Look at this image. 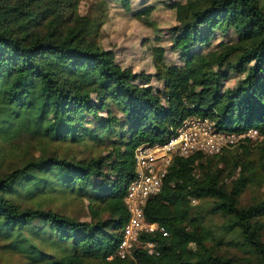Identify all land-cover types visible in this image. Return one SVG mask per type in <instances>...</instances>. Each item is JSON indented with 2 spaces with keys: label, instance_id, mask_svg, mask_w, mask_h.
<instances>
[{
  "label": "trees",
  "instance_id": "1",
  "mask_svg": "<svg viewBox=\"0 0 264 264\" xmlns=\"http://www.w3.org/2000/svg\"><path fill=\"white\" fill-rule=\"evenodd\" d=\"M111 4L154 30L160 5L175 14L168 46L148 49L153 73L103 47ZM192 117L263 140L174 157L143 208L167 233L141 237L158 255L120 259L134 150ZM77 204L89 221L65 214ZM0 250L17 264H264V0H0Z\"/></svg>",
  "mask_w": 264,
  "mask_h": 264
},
{
  "label": "built area",
  "instance_id": "2",
  "mask_svg": "<svg viewBox=\"0 0 264 264\" xmlns=\"http://www.w3.org/2000/svg\"><path fill=\"white\" fill-rule=\"evenodd\" d=\"M247 139L260 142L263 135L255 129L238 133L219 131L214 122L192 117L176 127L166 140L138 146L133 153L134 176L124 198L129 218L123 229L117 256L120 259L130 258L137 249H142L150 256L158 255L156 243L141 240V237H165L167 233L164 227L145 219L143 208L148 199L160 193L163 179L174 157L187 158L196 154L214 156Z\"/></svg>",
  "mask_w": 264,
  "mask_h": 264
},
{
  "label": "rangeland",
  "instance_id": "3",
  "mask_svg": "<svg viewBox=\"0 0 264 264\" xmlns=\"http://www.w3.org/2000/svg\"><path fill=\"white\" fill-rule=\"evenodd\" d=\"M84 7L86 6L82 5L80 11ZM151 20L155 23L157 30L142 25L129 14L123 13L115 4H111L109 7L108 22L104 26L105 38L102 40V45L106 50H111L115 53L116 60L121 66H130L135 73H153L148 49L152 46L167 47L168 42L166 41V37L173 27L176 26L175 14L172 11L166 10L162 5L152 14ZM239 79L240 75L234 74L231 76V79L224 82V87H234ZM235 148L231 149V153L235 151ZM79 150L76 148V151ZM251 198V191H247L241 197V204L245 205L249 203ZM203 206L204 204H202ZM65 214L70 217H76L80 221H89L87 213L80 204L67 206ZM107 244L112 245L113 242H108ZM222 252L227 255L239 254L235 249L230 247H222ZM17 262V256H11L7 253L3 254L0 250V264H17Z\"/></svg>",
  "mask_w": 264,
  "mask_h": 264
}]
</instances>
